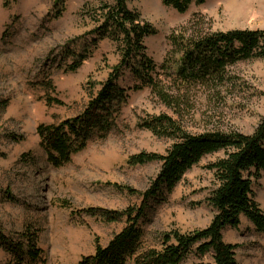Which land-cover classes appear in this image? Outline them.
<instances>
[{"label":"rangeland","instance_id":"rangeland-1","mask_svg":"<svg viewBox=\"0 0 264 264\" xmlns=\"http://www.w3.org/2000/svg\"><path fill=\"white\" fill-rule=\"evenodd\" d=\"M55 1L0 0V228L12 240L26 230L36 232L46 264H76L94 253L95 239L106 246L124 226L83 211H122L138 205V195L115 186L141 193L160 166H130L128 158L141 152L162 155L172 144L139 124L165 114L190 134H251L264 116V59L228 67L226 79L219 84L183 86L169 77L163 82L175 97L170 107L147 88L133 91L140 83L124 72L118 85L128 99L114 128L104 139L94 137L68 164L53 167L39 146L36 127L80 114L119 62L115 43L104 40L89 48L90 37L81 39L94 28L90 9L110 0H65L58 18L54 15L61 7ZM127 5L157 30L144 40L146 55L157 67L178 60L168 36L194 16L202 22L203 32L264 31V0H205L200 6L192 4L185 14L165 7L161 0H127ZM67 41L77 42L73 48L77 53L88 47V58L74 73L64 69L70 62L63 54ZM53 99L62 105L49 103ZM220 157L222 153L205 157L164 203L151 209L143 223L146 246L157 247L161 234L187 233L209 225L214 212L205 201L213 177L205 166ZM253 194L264 211V173ZM223 240L240 246L235 251L237 264H264V233L255 231L243 216L237 229L224 230ZM9 260L0 248V264ZM210 263V255L191 254L181 264Z\"/></svg>","mask_w":264,"mask_h":264},{"label":"trees","instance_id":"trees-1","mask_svg":"<svg viewBox=\"0 0 264 264\" xmlns=\"http://www.w3.org/2000/svg\"><path fill=\"white\" fill-rule=\"evenodd\" d=\"M65 0H56L63 11ZM179 14L189 7L203 5L205 0H161ZM88 16L94 28L81 39L88 47L107 40L116 44L119 62L101 88L92 96L77 116L58 124H40L36 127L39 146L53 167L68 164L75 154L83 151L94 138L104 139L114 128L120 107L126 103V90L118 85L124 72L140 84L132 90L144 88L156 96L164 105L171 106L175 97L165 83L174 77L180 85L223 83L226 69L237 63L264 59L263 30H233L228 32H203L202 22L196 16L168 36L172 52L179 55L172 65H157L146 55L144 40L157 34V30L141 18L136 10H130L127 0L101 2L90 9ZM77 42L67 41L63 54L69 56L65 72H76L88 58V47L80 53L73 51ZM162 71V72H160ZM48 87L53 88L50 82ZM49 103L62 105L59 100ZM139 127L153 136L172 141L164 154L141 152L128 158L130 166L158 163L159 171L141 193L130 187L115 186L117 190L138 195V205L122 211L89 208L83 212L105 223L123 222L124 226L106 246L95 239L94 253L80 259L76 264H181L189 255L211 256L210 264H237L236 249L239 245L225 243L223 232L229 227L237 229L243 216L258 233H264V211L254 200L253 186L264 173V116L249 135L238 132L211 131L203 134L186 132L175 119L161 114L144 120ZM222 153V157L206 165L212 173L213 186L206 203L214 215L203 229L181 233L171 231L159 236L157 247L144 244L143 223L148 213L165 202L184 175L197 166L205 157ZM6 194H8L6 192ZM0 248L9 255V264H46L38 246L36 232L26 230L18 234L17 240L7 237L0 228Z\"/></svg>","mask_w":264,"mask_h":264}]
</instances>
